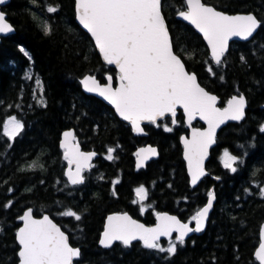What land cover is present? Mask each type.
<instances>
[{
	"label": "trees",
	"instance_id": "1",
	"mask_svg": "<svg viewBox=\"0 0 264 264\" xmlns=\"http://www.w3.org/2000/svg\"><path fill=\"white\" fill-rule=\"evenodd\" d=\"M202 1L230 14L253 13L264 21V0ZM163 5L174 50L199 83L219 98L218 105L223 107L234 95L247 99L244 119L220 130L206 164L208 175L194 188L185 172L179 134L151 129L145 140L159 148V156L136 170L134 150L142 139L132 136L113 109L81 90L84 75L104 82L106 74L115 71L102 63L89 35L76 23L74 0H10L3 7L15 33L0 43V264L18 263L16 232L28 208L37 217L49 214L71 245L80 248L74 264H259L254 251L264 222V25L252 40L233 42L217 67L202 38L175 18L186 8L184 0H163ZM49 6H58V11L49 13ZM45 23L50 35L44 34ZM37 80L46 106L39 103ZM11 116L24 124L14 140L3 135V124ZM67 129H74L82 150L97 153L94 167L78 186L64 177L59 141ZM182 131L179 124L178 133ZM109 148L115 149L112 160L106 159ZM225 150L238 158L235 173L223 166ZM116 180L119 183L113 184ZM139 186L148 190L143 205L135 195ZM211 189L216 201L205 232L178 245L175 255L140 242L100 247L108 214L128 212L152 225L155 213L165 211L192 223ZM69 209L81 220L60 214ZM168 241L159 244L167 248Z\"/></svg>",
	"mask_w": 264,
	"mask_h": 264
},
{
	"label": "snow or ice",
	"instance_id": "2",
	"mask_svg": "<svg viewBox=\"0 0 264 264\" xmlns=\"http://www.w3.org/2000/svg\"><path fill=\"white\" fill-rule=\"evenodd\" d=\"M5 3L6 0H0V5ZM185 4L186 10L179 11V16L202 33L217 67L223 64L222 58L228 51L230 39L238 37L249 40L264 25V21L258 20L255 15H227L202 0H185ZM163 6V0H75L79 23L91 34L105 63L114 65L118 70L117 87L113 86L111 75L104 85L91 75L85 76L80 83L86 92L96 93L114 106L116 113L130 122L137 133L143 132L142 121L157 124L158 120L170 116L171 124H177L178 108L183 109L189 127H192V121L197 117L204 121L206 130L193 128L191 140L182 138L184 159L187 161L191 184L195 186L201 177L207 175L204 161L209 148L216 142L217 129L226 121L243 120L247 101L243 94L234 95L227 101L226 107H217V97L198 83L195 73L186 70L180 54L174 50ZM47 11L55 13L58 6H49ZM13 30L5 13L0 11V34L12 33ZM43 30L45 35L51 34V27L47 23ZM25 55L28 53L25 52ZM188 58H191L190 54ZM207 70L211 75H216L212 68ZM27 79L32 77L28 76ZM219 79L223 81L224 77L220 76ZM36 83L41 90L39 103L46 106L43 85L39 80ZM23 128L24 124L11 116L3 124V135L14 140ZM164 131L171 132L172 127L165 125ZM260 131L264 132V125ZM74 141L73 132L63 133L61 147L65 150L64 159L69 165L68 182L79 185L85 180L82 173L94 167L91 161L96 153L81 152ZM114 151L109 148L106 159L112 160ZM155 155V148L141 149L136 153L137 167H143L145 161ZM222 163L231 172L237 171L234 165L238 163V158L227 150L223 153ZM73 164L75 171L71 167ZM116 183L119 181H113V184ZM135 193L137 201L143 205L148 198V190L140 186L135 189ZM260 194L264 197V187L260 189ZM214 200L215 194L209 192L206 206L191 218L195 227H189V223H181L175 216L167 214H157L158 223L155 227H145L127 214L110 215L99 243L108 249L117 241L129 247L138 240L143 243V247L167 252L171 257L177 253L178 245H184L190 233L204 230ZM144 211L142 206L141 212ZM60 214L76 221L81 220V215L71 209ZM19 219L23 222L16 232L19 264H74L81 257L80 248L71 246L69 236L47 215L36 219L32 210L28 209ZM174 232L178 235L173 240ZM161 237L169 238L167 248L160 246ZM255 258L259 264H264V229Z\"/></svg>",
	"mask_w": 264,
	"mask_h": 264
},
{
	"label": "water",
	"instance_id": "3",
	"mask_svg": "<svg viewBox=\"0 0 264 264\" xmlns=\"http://www.w3.org/2000/svg\"><path fill=\"white\" fill-rule=\"evenodd\" d=\"M184 1H185V0H184ZM9 2H10V0H6V3H5V4L0 5V11L4 12V11H3V7H5ZM202 2H203V1H202ZM203 3H204V2H203ZM206 5H208V6H212V5H209V4H206ZM185 10H186V9H185ZM217 10H218V9H217ZM162 11H163V10H162ZM218 11H221V10H218ZM74 12H75V21H76V23L79 25V27H80L83 31H85V32L89 35V37H90V39L92 40V42H93V44H94V47H95V49H96V51H97V53H98V55H99V57H100L102 63L105 64V65H107V64L105 63V61L103 60L102 55L100 54L99 50L96 48V46H95V41H94L93 38L91 37V34L88 33L86 29L83 28V26L79 23V21H78V19H77L76 11H75V0H74ZM221 12H223V11H221ZM4 13H5V12H4ZM223 13H225V14H227V15H247V14H252V15H254L253 13H236V14H230V13H226V12H223ZM5 15H6V14H5ZM175 18H176L177 20H179V21H181V22L187 24L188 26H190V27H191V28H192V29H193V30H194V31H195V32H196V33L202 38V40L204 41V43H205V45H206V47H207V49H208L209 56H210V58H211V49L209 48V46H208V44H207V41L204 39L202 33H200V32H199V31H198L193 25H191L188 21L183 20V19L179 16L178 13L175 14ZM6 20H7V16H6ZM7 21H8V20H7ZM8 22H9V21H8ZM9 23H10V22H9ZM10 24H11V23H10ZM166 24H167V21H166ZM167 26H168V25H167ZM13 29H14V27H13ZM257 31H258V29H257ZM13 33H15V29L13 30L12 33H8V34H0V43H1L2 38H5V37H7V36H9V35H11V34H13ZM256 33H257V32H256ZM256 33H254L253 37L256 35ZM169 34H170V32H169ZM170 37H171V34H170ZM253 37L249 38V40H241V39L238 38V37H233V38L230 39L229 42H228V50H229V48H230V46H231V44H232L233 42H248V41L252 40ZM227 52H228V51H227ZM227 52L225 53V55L227 54ZM222 59H223V58H222ZM211 60H212V58H211ZM182 62H183V61H182ZM212 62H213V61H212ZM183 63H184V62H183ZM213 64H215V63L213 62ZM107 66H110V67L115 68L114 65H107ZM185 68H186V66H185ZM115 69H116V68H115ZM116 70H117V69H116ZM186 70H187V68H186ZM117 71H118V70H117ZM187 71H188V70H187ZM188 72H189V71H188ZM190 73H193V72H190ZM88 75H90V74H86V75H84L81 79H83L85 76H88ZM91 76H94V77L96 78L95 75H91ZM107 77H108V76H107ZM107 77H106V79H107ZM81 79L79 80V83H80ZM96 79H97V78H96ZM97 80H98V79H97ZM197 80H198V78H197ZM98 81H99V80H98ZM106 83H107V80H106ZM106 83H103V84L101 83V85H104V84H106ZM198 83H199V80H198ZM80 86H81V90H82L86 95H90V96H93V97H95V98L101 100L103 103H105L106 105H108L111 109H113L115 115L117 116V118H118L119 120H121L122 122L127 123V124H129V125L131 126L132 133H133L134 135H136V136H144V135H146V132H145V129H144V125H145V124H148L147 121H142V122H141V127L143 128V132H142V133H137V132H135V131L133 130L132 125L130 124V122L123 120V119H122V118L116 113L114 106H112L108 101L104 100L102 97H100V96L97 95L96 93H88V92H86V91L84 90L83 85H82L81 83H80ZM113 86H114V84H113ZM117 86H118V81H117L116 86H114V87H117ZM201 86H202V85H201ZM202 87H203V86H202ZM205 90L208 91L206 88H205ZM208 92H209V91H208ZM209 93L212 94V95H215V94H213V93H211V92H209ZM215 96H216V95H215ZM236 96H237V95H236ZM216 97H217V96H216ZM230 98H231V97H230ZM230 98H229V99H230ZM229 99H228V100H229ZM218 101H219V98L217 97V107H220V106L218 105ZM246 101H247V99H246ZM226 106H227V102H226V104H225L224 107H226ZM220 108H223V107H220ZM246 110H247V103H246V107H245V115H246ZM179 111H181V112L183 113V115H184L183 109H180V108L177 109V115H178ZM166 117H167V116H166ZM158 121H159V120H158ZM158 121H157V122H158ZM241 121H242V120H241ZM184 122H185V125H186L187 129H188V134H183V135H181V137H180V143H181V146H182V158H183V161H184V163H185V169H186L187 176L189 177V185H190L192 188H194V187H196V186H197V185L203 180L204 177H206V176L208 175V172H207V169H206V164H207V161H208V158H209V154H210L211 150L215 147L216 142H215V143L209 148V150H208V156H207V158H206L205 161H204V168H205V172L207 173V175L201 177V179L197 182V184H196L195 186H193V185L191 184V177H190L189 172H188L187 161L184 159V151H185V149H184V144L182 143V138H185V139H189V140H191V138H192V131H193V128H195V129H197V130H200V131H204V130L207 129V124H206L204 121L200 120V119L197 117L195 120L192 121V127H189L188 124H187V118H186L185 115H184ZM195 122H200V123L203 125V127H194V126H193V123H195ZM234 122H240V121H226L224 124H222V125L217 129V131H216V137H217L218 133L220 132V130H221L223 127H225L227 124L234 123ZM66 131H71V132H73V134H74V136H75V131H74V129H67V130H64V131L61 133V137H60V141H59V147H60V149L63 150V151H65V150L61 147V144H62V142H63V133L66 132ZM74 143H77V144L79 145V149H80L81 152H85V153L95 152V151H84V150H82L81 145L79 144V142L74 141ZM149 147H151V148H155V149H156V152H157V155H155V156H150V157L145 161L144 166H143V167H140V168H145V166H146L149 162H151L152 160H154L155 158L158 157V149H157V147L152 146V145H146V146L139 147V148L136 150V153L139 152L141 149L149 148ZM95 153H96V152H95ZM63 155H64V154H63ZM96 157H97V153H96V155L93 157L91 163L93 162V160H94ZM135 166L137 167V156H136V158H135ZM71 167H72V170L75 171V164H73ZM68 168H69V165H68V161H67V166H66V169H65V172H64V175H65L67 181H68V178H67ZM137 168H138V167H137ZM85 171H89V170H85ZM82 174H83V176H84V172H83ZM69 184H70V183H69ZM71 185H72V184H71ZM211 192L214 193L213 189H211ZM207 200H208V198H207ZM215 201H216V198H215V200L213 201V207H212V209H211L210 212H209L208 220H209L210 215H211V212H212V210H213V208H214ZM206 204H207V201H206V203L204 204V206H206ZM204 206H202L200 209H202ZM28 209H31L32 212H33V209H32V208H28ZM28 209H26L25 211H27ZM200 209H199V210H200ZM25 211H24V212H25ZM158 213H159V214H167V215H169V216H175V217H176L181 223H189V227H195V222H194V221H193L192 223H191V222H184V221H182L177 215L172 214V213H169V212H165V211H160V212H158ZM158 213H156V215H155V221H154V223H153L152 225H146L144 222H142V221H140V220H138V219L132 217L128 212H114V213H110V214H108V215L105 217V219H104L103 229H102V231H101V233H100L98 243H99L100 239L102 238V234H103V231H104V229H105V225H106V223H107V218H108V216H110V215H123V214H127V215L130 216L133 220L137 221V222L140 223V224H143L145 227H155L156 224L158 223V221H157V219H156V216H157ZM23 214H24V213H23ZM45 215H47V216L49 217V219H51V220L53 221V223H55L58 227L61 228V226H60V225H59V224H58L53 218H51V216H50L49 214L45 213V214H43V215H41V216H38V217L35 216V215L33 214L34 218H36V219H42L43 216H45ZM208 220H207V222H206V224H205V228H204V230H203L202 232H198V233H197V232H193V233H190V234L185 238V240L189 239V238L192 237V236H200V235H202V234L205 232V230H206V227H207V224H208ZM22 226H23V222H22V224H21L20 227H22ZM262 229H264V222H263V223L261 224V226H260V231H259V244L261 243V232H262ZM61 230L64 231L62 228H61ZM17 231H18V230H17ZM64 232H65V231H64ZM65 233H66V232H65ZM66 235H68V234L66 233ZM177 235H178V234L174 232V233L172 234V237H173V236H177ZM163 240H169V238H168V237H161L160 240H159V242H161V241H163ZM117 242H118V241H117ZM117 242H114V244L117 243ZM134 242H140V243L143 245V243H142L141 241H138V240H137V241H133L132 243H134ZM16 243H17V245H18L17 239H16ZM69 243H70V240H69ZM114 244H113V245H114ZM259 244H258V246L256 247V249H255V251H254V258H255V252H256V251L258 250V248H259ZM70 245H71V243H70ZM99 245H100V243H99ZM18 246H19V245H18ZM71 246H73V245H71ZM73 247H75V246H73ZM100 247L103 248L101 245H100ZM77 248H79V247H77ZM103 249H105V248H103ZM108 249H110V248H108ZM255 259H256V258H255ZM256 261H257V260H256ZM257 262L259 263V261H257ZM17 264H19V261H18Z\"/></svg>",
	"mask_w": 264,
	"mask_h": 264
},
{
	"label": "flooded vegetation",
	"instance_id": "4",
	"mask_svg": "<svg viewBox=\"0 0 264 264\" xmlns=\"http://www.w3.org/2000/svg\"><path fill=\"white\" fill-rule=\"evenodd\" d=\"M115 71V70H114ZM107 75H111L112 77H113V84L114 85H116V77H117V72L115 71V75L114 74H112V73H107L106 74V76ZM101 82V81H100ZM105 82V81H104ZM104 82H101V83H104ZM180 113V114H179ZM178 113V115L176 116V119H177V124H175V125H172L171 124V117L170 116H167V117H165L163 120H159L158 122H157V124H150V123H148V124H145L144 125V129H145V132H146V135H144V136H136V135H134L133 133H132V129H131V126L129 125V124H127V123H124V122H122L121 120V122L122 123H124L126 126H128L129 127V130H130V133L132 134V136H134V137H136V138H140V139H142V142L140 143V144H138V145H136L135 147V150H134V157H135V155H136V150L139 148V147H142V146H146V145H152V146H155V147H157L156 145H154V144H152V143H150L148 140H145L146 138H148L149 137V134L151 133L150 132V130L151 129H155V130H160V131H162L163 133H166V134H173V133H176L177 135L179 134V141H180V137H181V135H183V134H188V129H187V127H186V125H185V122H184V115H183V113L180 111ZM117 117V116H116ZM178 117H179V119H178ZM181 120V121H180ZM179 124H181L182 125V127H183V131L182 132H180V133H178V127H179ZM165 125H167V126H169V127H172V131L171 132H166V131H164V126ZM193 126L194 127H203V125L200 123V122H195L194 124H193ZM157 149H158V156H159V148L157 147ZM182 156V155H181ZM158 158V157H157ZM157 158H155L154 160H156ZM183 159V158H182ZM153 161V160H152ZM149 164V163H148ZM147 166V165H146ZM146 166H145V168H146ZM184 167H185V163H184ZM145 168H137L136 166H135V169L136 170H140V169H145ZM185 172H186V169H185ZM186 175H187V173H186ZM187 179H188V182H189V177L187 176ZM140 187V186H139ZM138 188V187H137ZM135 195H136V193H135Z\"/></svg>",
	"mask_w": 264,
	"mask_h": 264
}]
</instances>
